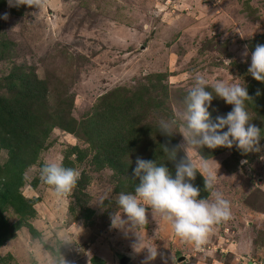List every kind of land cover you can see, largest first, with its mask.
<instances>
[{
  "label": "rangeland",
  "instance_id": "rangeland-1",
  "mask_svg": "<svg viewBox=\"0 0 264 264\" xmlns=\"http://www.w3.org/2000/svg\"><path fill=\"white\" fill-rule=\"evenodd\" d=\"M0 28L11 43L10 58L0 62V84L15 67H23L47 84L52 109L66 103L78 121L90 116L100 99L115 91L112 97L128 98L144 85L158 102H146L141 125L157 129L159 118H174L184 109L196 75L203 74L209 85L217 80L247 85L250 44L264 36V0H42L36 7L10 6L5 0ZM155 75L163 76L159 85ZM208 109L221 116L232 105L215 97ZM249 114L263 132L259 116ZM159 136L146 135L134 155L145 160ZM173 136L183 142L180 133ZM46 145L24 170L19 189L33 215L1 210L0 224L9 237L0 247V264H49L59 258L60 246L70 264H94L93 258L115 264L119 251L132 257L127 264H264V132L259 151L244 152L233 143L235 156L228 150L208 160L218 168L216 190L231 202L232 218L216 225L200 248L175 236L150 208L145 225L113 226V214L122 211L116 195L134 194L139 179L99 168L88 143L59 129ZM74 147L81 152L71 153ZM187 155L199 160L195 149ZM79 156L81 162L75 159ZM55 158L81 172V183L67 195L58 196L40 176L43 164ZM6 159L0 150V165ZM121 218L127 219L123 213ZM151 246L157 248L155 259L145 248ZM179 254L184 256L180 263Z\"/></svg>",
  "mask_w": 264,
  "mask_h": 264
},
{
  "label": "clouds",
  "instance_id": "clouds-1",
  "mask_svg": "<svg viewBox=\"0 0 264 264\" xmlns=\"http://www.w3.org/2000/svg\"><path fill=\"white\" fill-rule=\"evenodd\" d=\"M41 2L15 0L13 5L10 0V6L36 7ZM4 18H7V14ZM244 55H247V51ZM248 72L256 81L264 82V44L256 45ZM256 95H260L259 90ZM215 97L232 105V110L226 117L218 116L212 122L208 107ZM251 100L244 83L217 80L209 85L203 74L196 75L195 83L184 99V109L178 110L174 118H159L158 121V131L162 135L171 138L178 132L183 137V142L177 145L170 147V140L161 145L166 160L175 162V178L162 163L157 166L156 161L137 157L133 173L140 183L135 187L134 194L120 192L116 195L115 201L122 211L113 214V226L123 228L129 222L132 226L145 225L148 223L146 210L150 208L171 225L174 235L182 241L192 243L197 248L206 244L215 226L232 218L231 202L222 191L216 190L218 168L213 169L202 155L194 162L188 157L187 150L192 148L200 154V149L205 146L209 149L231 148L236 143L244 152L259 151L261 129L250 122L253 117L246 104ZM225 126L227 131L221 132ZM182 151L185 155L177 161L178 153ZM197 172L203 176L205 191L210 192L211 199H197L200 189L190 182L195 180ZM40 176L58 196H63L77 186L81 172L65 167L62 158H55L43 164ZM121 213L127 219H122ZM60 247L59 258L50 259L49 264H70L60 254ZM145 248L148 249L149 259H155L156 246Z\"/></svg>",
  "mask_w": 264,
  "mask_h": 264
},
{
  "label": "trees",
  "instance_id": "trees-1",
  "mask_svg": "<svg viewBox=\"0 0 264 264\" xmlns=\"http://www.w3.org/2000/svg\"><path fill=\"white\" fill-rule=\"evenodd\" d=\"M4 5L5 0H0V10ZM254 43V45L250 44V47L255 50L257 44H264V36L256 39ZM10 45L0 28V62L10 58ZM32 75L31 72L25 73L23 67H15L4 79V83L0 84V150H5L7 153L6 161L0 165V214L3 208L9 207L20 216L33 215L31 205L19 193L23 185V172L37 162L39 154L47 148L46 142L54 129L88 143L89 149L94 151V158L99 168L106 166L118 174L130 175L133 180L139 179L133 173L137 159L134 153L138 152L137 147L146 135L150 132L160 133L158 128L141 125L146 117L143 111L146 102L150 101V105H156L158 102V98L148 96L149 87L138 86L130 97L124 99L115 98L114 96L118 95L115 91L110 94L111 97L100 99L90 116L78 121L71 116L66 103H60L57 108L52 109L49 100L53 99V96L50 97L47 84ZM248 75L246 88L249 96L252 97L251 101H247L248 111L251 110L259 116L262 128L264 127V82L256 81L250 74ZM155 78L159 85L163 76L155 75ZM148 80L150 81L151 78ZM257 90L260 92L258 96ZM219 108L221 110L222 107ZM212 111L216 110H209ZM227 113L221 116H226ZM210 114L211 121L215 122L218 114ZM225 130L226 128H223L220 131ZM169 140L170 147L178 144L174 136L169 138L160 133V136L150 143L151 147L145 160L156 161L157 166L162 163L168 168L172 178H175V162L166 160L167 157L161 148V145ZM228 150H232V155L235 156L237 151L232 147L209 149L205 146L198 154L209 160ZM69 151L78 154L81 152L77 147L70 148ZM184 155L183 151L178 153L177 161ZM75 159L78 162L82 161L81 156ZM81 178L77 182L78 185L81 183ZM190 182L200 189L197 199H206L209 196L210 192L205 191L204 178L199 172L196 173L195 180ZM4 226L5 224H0V247L9 237ZM28 230L34 234L31 227ZM92 261L94 264H102V261L99 262L95 258Z\"/></svg>",
  "mask_w": 264,
  "mask_h": 264
},
{
  "label": "water",
  "instance_id": "water-1",
  "mask_svg": "<svg viewBox=\"0 0 264 264\" xmlns=\"http://www.w3.org/2000/svg\"><path fill=\"white\" fill-rule=\"evenodd\" d=\"M114 258H115V264H127L128 262L131 261L132 257L124 252H116L114 253ZM184 260V256H181L179 254L176 257V262L180 263L181 261Z\"/></svg>",
  "mask_w": 264,
  "mask_h": 264
}]
</instances>
